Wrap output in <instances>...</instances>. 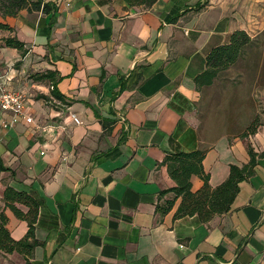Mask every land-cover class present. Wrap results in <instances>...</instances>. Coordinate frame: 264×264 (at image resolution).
Returning a JSON list of instances; mask_svg holds the SVG:
<instances>
[{
	"label": "crops",
	"instance_id": "obj_1",
	"mask_svg": "<svg viewBox=\"0 0 264 264\" xmlns=\"http://www.w3.org/2000/svg\"><path fill=\"white\" fill-rule=\"evenodd\" d=\"M40 1L48 14L0 16L11 28L0 34L1 82L26 95L32 118L5 130L8 116L0 112L8 169L0 172V213L19 240L27 224L4 210L3 191L38 202L39 244L29 264H264V158L227 214L208 223L174 219L180 199L165 214L156 210L173 197L159 192L175 186L166 154L204 150L203 169L216 187L231 165L248 162V149L264 151V122L247 146L234 127L225 130L240 125L241 105L226 122L218 103L206 112L212 86L197 90L193 82L208 52L232 32L261 40L264 0H157L147 9L126 0ZM6 37L26 52L2 47ZM46 71L58 76L61 98L34 80ZM190 182L192 191L202 186L196 176ZM0 264L27 263L0 253Z\"/></svg>",
	"mask_w": 264,
	"mask_h": 264
},
{
	"label": "trees",
	"instance_id": "obj_2",
	"mask_svg": "<svg viewBox=\"0 0 264 264\" xmlns=\"http://www.w3.org/2000/svg\"><path fill=\"white\" fill-rule=\"evenodd\" d=\"M157 0H126L129 6H140L150 8ZM42 12L48 14L49 5L43 4L40 0H0V16L16 17L21 11ZM173 18L172 21L176 20ZM11 28L0 23V34L10 32ZM256 44L244 31L231 33L226 44L212 48L205 57L204 70L193 79L195 88L201 90L215 84L222 72L230 69L240 59L243 51L250 45ZM2 47L17 50L23 55L26 50L24 44L15 37L1 39ZM35 81H46L51 87V93L56 98H61L57 92L56 84L59 80L55 72L46 71L33 75ZM255 118L239 135L247 138L256 133ZM107 122H102L106 128ZM249 160L241 167L231 165L227 178L218 186L211 187L209 175L204 172L202 162L205 158L204 150L191 152H176L165 155L162 164L167 165L168 175L174 181L175 186L162 190L159 196L171 193L173 197L162 205H157L156 210L161 214L170 211L174 202L180 199L179 205L174 213V219L196 216L201 223H208L213 217L227 214L231 211L234 200L240 191V184L247 181L255 173L257 160L264 158V151L254 153L248 149ZM8 169L2 165L0 159V172ZM196 176L202 181V186L196 190L191 189V177ZM4 210H9L16 219L27 224V231L23 238L14 240L6 227L7 218L2 211L0 213V253L10 255L16 253L23 257L29 264L38 242L35 239V225L38 218L39 205L34 197L24 191L6 187L2 194ZM21 207L25 208L22 210Z\"/></svg>",
	"mask_w": 264,
	"mask_h": 264
},
{
	"label": "rangeland",
	"instance_id": "obj_3",
	"mask_svg": "<svg viewBox=\"0 0 264 264\" xmlns=\"http://www.w3.org/2000/svg\"><path fill=\"white\" fill-rule=\"evenodd\" d=\"M260 39L257 44L245 48L244 57L235 65L220 74L205 99L206 112L214 114L218 103L219 111L224 109L226 122L233 105H241L240 125L231 122L225 129L230 132L234 127L231 132L238 137L254 118L259 124L256 132L261 131L264 122V34L260 35ZM239 138L249 146L248 137Z\"/></svg>",
	"mask_w": 264,
	"mask_h": 264
},
{
	"label": "built area",
	"instance_id": "obj_4",
	"mask_svg": "<svg viewBox=\"0 0 264 264\" xmlns=\"http://www.w3.org/2000/svg\"><path fill=\"white\" fill-rule=\"evenodd\" d=\"M26 106V95L20 91L6 89L0 77V112L8 116V119L2 121V128L9 130L20 121L26 124L32 123V118L25 114ZM71 119L75 124H80L74 115H71ZM52 128L53 126H44L41 130L42 132H46ZM40 154L43 155V152Z\"/></svg>",
	"mask_w": 264,
	"mask_h": 264
}]
</instances>
